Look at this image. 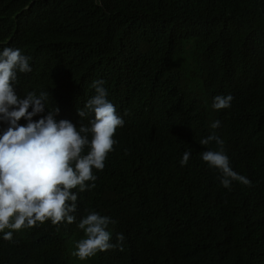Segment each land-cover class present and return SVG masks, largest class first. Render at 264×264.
<instances>
[{
	"label": "trees",
	"instance_id": "1",
	"mask_svg": "<svg viewBox=\"0 0 264 264\" xmlns=\"http://www.w3.org/2000/svg\"><path fill=\"white\" fill-rule=\"evenodd\" d=\"M4 47L31 58L14 89L47 92L44 114L87 111L103 80L124 125L95 187L73 190L76 222L0 233V264H264V0H0ZM217 95L231 107L214 109ZM213 133L251 186L223 187L202 160ZM91 211L123 250L81 261Z\"/></svg>",
	"mask_w": 264,
	"mask_h": 264
},
{
	"label": "clouds",
	"instance_id": "2",
	"mask_svg": "<svg viewBox=\"0 0 264 264\" xmlns=\"http://www.w3.org/2000/svg\"><path fill=\"white\" fill-rule=\"evenodd\" d=\"M30 59L19 48L4 47L0 51V233L7 241L13 239L14 232L49 220L53 225L75 223L78 195L73 190L95 187L97 176L93 170L103 171L117 143L116 130L124 125L107 99L103 80L92 82L95 95L87 100V111L67 108L72 117L62 113L57 120L59 108L55 106L44 114L47 92L30 91L20 96L14 89L18 73L32 71ZM232 100L231 95H217L212 107L229 108ZM78 115L84 118H76ZM219 126V120L211 124L213 129ZM213 141L218 150H205L201 158L220 172L221 185L230 188L233 181H238L251 186L250 179L231 167L223 139L213 133L199 143L206 146ZM86 147L89 150L85 154ZM190 156L189 151L183 153L182 167ZM110 223L115 221L95 211L81 218L77 226L84 238L76 242L72 254L85 261L111 249L122 251L125 237L118 233L117 243H112L107 230Z\"/></svg>",
	"mask_w": 264,
	"mask_h": 264
}]
</instances>
